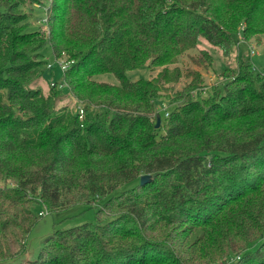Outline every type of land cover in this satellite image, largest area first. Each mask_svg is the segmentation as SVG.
<instances>
[{
	"label": "trees",
	"instance_id": "obj_1",
	"mask_svg": "<svg viewBox=\"0 0 264 264\" xmlns=\"http://www.w3.org/2000/svg\"><path fill=\"white\" fill-rule=\"evenodd\" d=\"M35 1L0 0V262L26 253L40 216L83 204L94 222L21 264H264V74L234 36L264 35V0H50L48 32L30 27ZM202 40L227 63L198 99L201 70L178 62ZM47 45L72 61L55 85ZM142 67L159 70L128 77Z\"/></svg>",
	"mask_w": 264,
	"mask_h": 264
},
{
	"label": "rangeland",
	"instance_id": "obj_2",
	"mask_svg": "<svg viewBox=\"0 0 264 264\" xmlns=\"http://www.w3.org/2000/svg\"><path fill=\"white\" fill-rule=\"evenodd\" d=\"M46 4L49 5L50 0L35 1L32 5H30V7L27 6L28 8H26V10L30 15L29 22L31 29L48 32L49 27L43 21V18H47L45 17L46 14L44 11ZM234 36L238 43L239 58L242 59L244 56H250L255 71L264 74V35H262L259 39L253 38L251 40H247L242 35L241 29H239V32L235 33ZM201 49H208L210 52H212L214 56V63L212 66L206 68L199 66L194 62L193 57L197 56ZM42 52L44 53L48 62H52L54 60L52 55L53 52L49 45L45 46L42 49ZM62 58L68 60L66 55L62 56ZM226 63L227 60L222 55L220 50L216 49L208 41L202 40L196 48L188 50L181 56L178 65L184 70V72H187L190 69L201 70L204 77V83L198 90L194 92V97L202 99L212 94L213 86L219 82V74L222 73ZM158 70L159 69L152 71L148 67H142L128 71L127 75L131 79L151 78L158 72ZM53 73L56 80L59 81V79L62 78V72L60 71L59 66L53 63L51 69L47 68V71L44 75V82L48 83L51 80H54L53 77L51 78ZM96 79L100 81L117 83V78L111 73L97 75ZM184 81H188V78H185ZM183 82H181L179 86H181ZM47 88V84L45 83V89ZM75 101V96H73L71 93H68V95L60 102V104H67L69 107H71L75 106ZM171 109L172 105L168 100H162L158 108L159 113L162 116H166V114L169 113ZM3 185L4 182H0V186ZM133 185L134 183L127 184L118 188L113 193L118 194L120 191L126 188H131ZM39 210L46 211L41 203H38L36 212ZM95 211V208L87 207L83 204H77L61 211L46 212V214L39 217L27 237L26 253L16 259L1 261L0 264H21L35 260L38 257L40 249L43 247L46 239L54 232L55 229H65L80 225L85 222H94L96 220Z\"/></svg>",
	"mask_w": 264,
	"mask_h": 264
},
{
	"label": "built area",
	"instance_id": "obj_3",
	"mask_svg": "<svg viewBox=\"0 0 264 264\" xmlns=\"http://www.w3.org/2000/svg\"><path fill=\"white\" fill-rule=\"evenodd\" d=\"M43 21H47V19L43 18ZM53 59L54 60L52 62H48L47 63V68L51 69L52 66H53V63L57 64L59 66L60 71L62 72V74L65 72V70L68 68V66L72 62L71 60L63 59L62 57H60V58L53 57ZM50 84L51 85H55L56 84V80L55 79L51 80ZM60 87H62V88L63 87H67L65 81H63V80L61 81ZM74 107H75V110L79 114L80 117H83L85 115V106H84V104L81 101L76 99ZM166 115H168V113ZM40 214H44V212L40 211Z\"/></svg>",
	"mask_w": 264,
	"mask_h": 264
},
{
	"label": "water",
	"instance_id": "obj_4",
	"mask_svg": "<svg viewBox=\"0 0 264 264\" xmlns=\"http://www.w3.org/2000/svg\"><path fill=\"white\" fill-rule=\"evenodd\" d=\"M160 121H161V118L158 117L156 127H159ZM151 178H152L151 174H142L140 176V184H144V183L150 181Z\"/></svg>",
	"mask_w": 264,
	"mask_h": 264
}]
</instances>
